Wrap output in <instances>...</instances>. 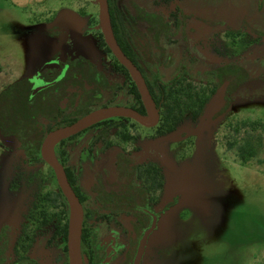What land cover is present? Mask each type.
I'll use <instances>...</instances> for the list:
<instances>
[{
  "label": "rangeland",
  "instance_id": "obj_1",
  "mask_svg": "<svg viewBox=\"0 0 264 264\" xmlns=\"http://www.w3.org/2000/svg\"><path fill=\"white\" fill-rule=\"evenodd\" d=\"M176 1L116 3L124 11L134 5L157 13L174 28L179 16H187L181 28L195 34L189 33L187 43L180 42L186 59L180 71V97L174 85L168 102L176 120L180 99V122L161 117L157 126L148 128L134 120L118 125L117 116L102 119L117 123L105 149L99 151L102 143L93 141L103 126L86 127L65 145L68 166L82 193L88 192L96 172L114 171L118 152H124L142 170L149 163L158 168L161 189L154 190L140 180L150 191L153 210L162 214L172 202L176 205L168 217L157 220L141 264H264V37L253 32H264V0ZM0 6V264L23 257L36 264H68L60 229L66 222L69 226L71 214H66L58 196L51 167L41 156L35 160L37 153L27 151L21 133L5 121L2 99L5 105V97L25 79L34 83V90L46 85L38 76H45L44 66L57 63L61 33L66 35L68 52L79 53L110 82L115 80L114 56L101 45L98 0H76L75 5L70 0H49L28 11L11 3L0 2ZM169 49L177 53L176 41ZM194 53L202 55L205 65H216L217 79L201 73L205 67L194 64ZM174 71L175 64L163 73L172 75ZM225 79L229 81L227 104L214 125L186 140L166 139L179 128L195 127L196 101H202ZM110 89L104 100L87 104L91 110L111 106ZM84 102L80 98L62 109L55 102L53 113L43 110L39 117L42 140L81 117ZM165 108L163 103L162 115ZM161 155L170 159L174 171L161 167ZM54 156L58 161L55 149ZM88 203L94 202L89 199ZM81 207L84 214L87 209ZM99 213L104 214V222L82 219V229L90 230L82 249L92 252L91 261H85L81 253L82 264L101 263L100 241L103 232L110 231L119 238L123 252L108 264H132L143 233L129 242L126 235L131 232L133 214Z\"/></svg>",
  "mask_w": 264,
  "mask_h": 264
},
{
  "label": "flooded vegetation",
  "instance_id": "obj_2",
  "mask_svg": "<svg viewBox=\"0 0 264 264\" xmlns=\"http://www.w3.org/2000/svg\"><path fill=\"white\" fill-rule=\"evenodd\" d=\"M174 2L177 3L176 0H174ZM176 8L180 11L181 7L179 4H177ZM184 19H187V16L185 14H183V18L182 17L180 18V16L177 18V22H176L177 25L175 28L169 27L166 20L161 15L157 13H153V12H147L145 10L144 12L136 11L134 6L130 11L122 10L120 12H117L114 15L113 34H114L116 43L118 44L122 53L138 69L142 78L144 79L146 87L150 95L152 96L155 102V105L158 109V114H159L158 123L161 122V119H160L161 117H163L164 119L166 118V121L175 120L172 114L173 109L170 107L168 102L170 100V97L172 96L171 90L174 89L173 87L174 85L178 86V92H179V97H180V81H181L180 71L185 66L183 64L184 63L183 61L186 60L184 59V56H185L184 50L180 52V42L182 44L184 42L187 43L188 42L187 39L189 38V35L192 33L191 35L194 36L195 34L194 33L195 31L192 29L181 28L184 22L183 21ZM154 24L155 26H153ZM59 38L60 39L64 38V42H65L66 35L61 33ZM203 38L206 39V37H203ZM203 38L197 37L196 40L200 41ZM173 41H176V44L178 47L177 53H174V50L169 49L170 45L173 44ZM58 53L59 54L57 55V63L53 67L44 66L43 70L46 72L45 76H42L40 74L38 76V79H40V82H42L43 85L44 84L46 85H44V87H42L40 90H34V93L36 94L40 93V91L47 89L51 86H54V84L57 82H60V85H62L63 92H62V98L60 99V103H58L59 109H62L63 105L66 106L67 104H69V102H73V101L75 102L77 99L80 100L81 98V101H86L84 102L85 107L87 109H90L89 112H91L98 108L91 110L90 106H88L87 104L89 102L92 103L93 101L104 100L105 92L111 90L110 88H112L111 106H121V107L136 110V106L138 105L136 101V95H135V89H134V87H136V84L133 78L131 77L130 73L128 72V70L120 63V61L114 55H113L114 56L113 57V64H114L113 67H114L115 80L113 82L108 81L106 77H104V74L101 71H98L96 67L88 61L89 62L88 68L86 67L87 69L85 70V72L79 73V75L82 76L83 84L81 83V85L77 84L73 86L71 82L69 83L66 82L65 77L67 75L68 70L71 67V63H73L72 61H77V58L80 57L81 55L77 52L69 53L68 48H67V52L65 56H61L59 49H58ZM194 55L196 58L194 61V64H198L199 66L202 65L205 67L201 71V73L208 72L207 75L209 77H211L213 80L217 79L216 77H217L218 69L216 65L213 66L210 63H209L210 65L209 64L205 65V62L207 63V61L203 59L202 55L198 53H194ZM174 64H175V71L173 72L172 75H166L163 73V70L171 68ZM53 71H56V75L52 76L51 72ZM224 72H226V68L224 69ZM224 81H228V80L227 79L223 80L215 89H213V91H211V93H209L206 97L202 99L203 109L206 103L208 102V100L211 98V96L215 92V90ZM155 84L163 85L164 87L163 93L158 92V89L156 87L154 88ZM228 86H229V81H228V85H227L225 96H224L225 104L221 108V110L218 112V114L224 109V107L227 104ZM33 87H34V83H33ZM57 90H58L57 86L55 85V91ZM152 91H154V97L152 95ZM73 94L75 95V98L72 101L71 99H72ZM158 96H161L162 98V102H160L159 105H157L156 103ZM140 100H141V97H140ZM199 100L198 101L195 100L197 112H199L201 102H202ZM141 103H142V100H141ZM163 103L166 105V108L163 109L164 111L166 110V112L162 115L161 111H162ZM102 107H105V106H102ZM177 107H178L177 111L179 114L178 116L179 119H176L175 121H178L179 123L180 122V99H178ZM202 111L196 117L197 119L196 125L199 121ZM145 114H146V111H145ZM218 114H216V116ZM216 116L214 117V120L216 119ZM126 120H132V119L126 118V117H118L117 123L118 125H121L122 122L123 121L126 122ZM180 129L181 128L177 130H180ZM175 140H178V139H175ZM179 141H182V140H179ZM159 158L160 156H158V161L161 164ZM153 167L158 170V168L154 164H153ZM161 167H164L166 171H170L167 167L163 166L162 164H161ZM113 170H114L113 172H109V171L96 172L95 176L92 177V181L89 184L88 192L83 193L85 199L80 204L81 206H84V210L85 208L87 209L85 210V213L83 214L85 221L91 220L95 223L101 222V221L104 222L103 220V218L105 219L104 214L100 215L99 212L112 213L115 215L120 214V209L123 204L119 202L121 193L118 192V190H116V187H115V185L118 184L116 179L120 176V173L116 172L115 156H114ZM172 171H174V167ZM97 176H101L103 181L101 182L99 186V189L101 187L102 188L99 191L95 192L92 190L91 187L95 183ZM111 176H113L112 180H110ZM138 185L141 188L140 198L145 201L146 205L145 206L137 205L136 195L134 193L132 194V198H131L132 203L128 207L123 206L124 207L123 210L129 209L130 213L128 214H133V218H134V220L132 221L131 232L130 234L126 235L130 243L132 242V236L134 238V241L136 239L135 226L138 224V221H141V222L146 221V223L149 224L147 228H149L150 225L152 224L153 216L156 217V223H157V220L160 217H162V215L167 210H169L170 208H173L176 205V202H172V204L169 206H168L169 204L168 203L166 204V206L168 207L164 211V213L161 214V213L154 212L152 202L150 200V191L147 185H142L140 181L138 182ZM89 199H91V201L94 202L92 203V205H90L89 203L86 204ZM141 199L139 201H141ZM92 211L96 213L98 212V215L96 214H94L93 216L91 215V217H93V220L92 218H89L90 212ZM144 213L146 215H144ZM87 230L89 231V234H90V230L89 229ZM103 233L104 234L100 241V246H102L103 257H102L100 264H108L111 261H113L116 257L122 254L123 248L120 246L119 238L115 235L114 232L110 231L109 233L107 232H103ZM86 254L92 256L91 250L90 249L87 250ZM83 258L85 260L87 256L84 254ZM25 259L27 260L26 262L24 261ZM32 262H35L34 259L23 257L19 260H15L12 264H31Z\"/></svg>",
  "mask_w": 264,
  "mask_h": 264
},
{
  "label": "trees",
  "instance_id": "obj_3",
  "mask_svg": "<svg viewBox=\"0 0 264 264\" xmlns=\"http://www.w3.org/2000/svg\"><path fill=\"white\" fill-rule=\"evenodd\" d=\"M108 8H109L112 29L114 30V15L117 12L122 11L123 9L118 7L116 0H108ZM134 8L136 11L144 12V10L140 9L139 7L134 6ZM153 26H155V24ZM253 32L258 36L264 37V32L263 33H259L258 31H253ZM101 45L105 47L107 52H110L103 39L101 41ZM72 62L73 63H71V67L67 72L65 80L68 83L71 82L73 86L77 84L81 85V83L83 84V81H82V76H80L79 73L85 72V70L89 66L88 65L89 62H87V60H85L81 56L77 58V61H72ZM55 85L57 86L58 89L57 91H55ZM155 87L158 89V92L163 93V88H164L163 85L155 84L154 88ZM134 89H135L136 101L138 104L136 106V110L142 114H145V109L141 103L139 92L137 91L136 87H134ZM62 92H63L62 85H60V82H57L54 84V86L44 89L40 91V93L36 94L34 93V87L32 81L29 79H25L19 82L16 86H14L13 90L11 91V94L5 97V99H7L5 101L6 106L3 105L4 98L2 99V109H1L2 116L5 117V121L8 123V125H10L13 128H16L21 133L23 140L26 141L27 143L26 150L29 152L33 151L37 153L35 160H40L39 151L42 143L41 141H43L42 135L44 133L42 132V127L39 125V117L41 115L40 113H42L43 110L53 113L52 105L55 104V102H57L56 106L59 109L58 103H60V99L62 98ZM152 95L154 97V91H152ZM74 98L75 95L73 94L71 100L73 101ZM160 102H162V98L161 96H158L156 100L157 105H159ZM202 109H203V101L201 102L200 110L199 112H197V116L199 113H201ZM89 110L85 107L83 109L82 115L80 116L87 114ZM48 115H51L52 117V115L55 114H48ZM197 116H195V118ZM78 117H75L74 119L66 122V125L75 122L78 119ZM106 124H108V126H105ZM96 126H103V128L96 133L93 139L94 143L96 142L102 143L101 147L99 148L100 151L101 148L105 149V147L107 146L108 135L110 131L117 126V123H115L114 120L112 119L104 120L91 125L89 129L94 128ZM50 131L51 130H49L48 132ZM167 132L171 133L172 130H169L168 128ZM77 136L78 133L65 140L60 141L55 146L54 149L57 152V159L64 168V171L66 173L67 179L71 187L73 188L79 202L82 203L85 197L82 191L77 186L76 177L73 171L68 166L69 156L68 153L65 151V145L67 144V142L73 141ZM123 138L127 139L128 136L123 135ZM115 165H116V172L120 173V176L116 179L118 184L115 185L116 190H118V192L121 193L119 202L123 204L120 209V214L130 213L129 209L123 210L124 209L123 206L128 207L132 203L131 198H132V194L134 193L136 195L137 205H142V206L146 205L145 201L140 198L141 188L138 185V182L140 180H145L147 183L151 185V188L154 190H159L162 188L161 179L158 170L155 169L153 167V164L151 163L148 164L147 167L144 168V170H142L139 166H137L133 162V160L130 157L125 155L124 152H118L115 154ZM102 181L103 179L101 178V176H97L95 183L91 187L92 190L95 192L99 191L102 188L101 187L99 189V186ZM58 196L62 200V204L65 208L66 214H68L69 207L60 189L58 191ZM140 199L141 201H139ZM94 214L98 215V212L97 213L94 211L90 212L89 218H92L93 220V217H91V215L93 216ZM144 215L146 214L144 213ZM147 226L148 223H146V221H142V222L138 221V224L135 226L136 237H138L139 233L141 234L147 228ZM60 231H61L62 240L64 242V252L68 254V234H69L68 222L64 224V226L60 229ZM88 236H89V231L86 228H83L81 233V253L85 254L88 260L91 261V256L86 254L87 250L82 249V244L84 246L85 243L88 242ZM87 258H85V260H87ZM24 261L26 262L27 260L25 259ZM88 263L89 262L85 264ZM31 264H35V262H32Z\"/></svg>",
  "mask_w": 264,
  "mask_h": 264
},
{
  "label": "water",
  "instance_id": "obj_4",
  "mask_svg": "<svg viewBox=\"0 0 264 264\" xmlns=\"http://www.w3.org/2000/svg\"><path fill=\"white\" fill-rule=\"evenodd\" d=\"M99 6V21L101 27V34L103 36V40L111 51V53L120 61V63L128 70L131 77L133 78L138 92L140 94L144 109L146 114L143 115L137 112L134 109L125 108L121 106H105L88 112L82 117L78 118L75 122L64 126L63 128L57 129L54 132H50L47 134L40 147V156L42 160L47 163L51 169L53 170L59 189L61 190L64 198L69 207V213L71 214V219H74L75 225L73 229L72 239H70L71 228L69 224V234H68V264H82L81 260V233H82V219H83V211L81 204L71 187L64 168L54 157H50V151L54 152L55 146L62 140H65L73 135L84 130V128L89 127L91 125L89 122L95 120L96 118L103 116L110 117H126L130 118L140 125L151 128L157 125L159 120L158 109L155 105V102L150 95L144 79L142 78L138 69L132 64V62L122 53L116 40L114 38L113 29L111 25V19L108 8V0H98ZM59 52L61 56H65L67 52V48L64 44V38L59 39ZM228 85V81H224L213 93L211 98L206 103L202 114L199 118L197 125L193 129L189 128H181L173 132L170 136L166 137L168 140H185L189 137L196 136L200 133V131L205 130L208 131L215 123L214 117L221 108L225 104L224 96L226 92V88ZM161 164L167 167L170 171L173 170V164L166 156L161 155L159 158ZM188 194V193H183ZM190 195V194H189ZM172 210L170 208L167 210L162 217H168L169 212ZM71 223V220H70ZM156 228V217L153 216L152 224L149 228H147L141 238L139 239L136 252L132 261V264H140L145 253V249L147 246V241L150 234Z\"/></svg>",
  "mask_w": 264,
  "mask_h": 264
},
{
  "label": "crops",
  "instance_id": "obj_5",
  "mask_svg": "<svg viewBox=\"0 0 264 264\" xmlns=\"http://www.w3.org/2000/svg\"><path fill=\"white\" fill-rule=\"evenodd\" d=\"M49 0H0V2H4L5 4L11 3L17 8L23 10H30V8H40L43 7ZM71 3L75 5L76 0H70ZM0 11L2 8L0 6Z\"/></svg>",
  "mask_w": 264,
  "mask_h": 264
},
{
  "label": "bare ground",
  "instance_id": "obj_6",
  "mask_svg": "<svg viewBox=\"0 0 264 264\" xmlns=\"http://www.w3.org/2000/svg\"><path fill=\"white\" fill-rule=\"evenodd\" d=\"M109 117H110V116H103V117L96 118L95 120L89 122V124H87V125H91L92 123H95V122H97V121H101L102 119L109 118ZM50 157H54V152H53V151H50ZM74 225H75V222H74V219L72 218V219H71V223H70V228H71L70 239H72V234H73Z\"/></svg>",
  "mask_w": 264,
  "mask_h": 264
}]
</instances>
